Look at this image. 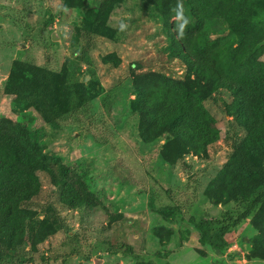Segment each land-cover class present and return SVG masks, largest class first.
I'll return each instance as SVG.
<instances>
[{
    "label": "rangeland",
    "instance_id": "374dc122",
    "mask_svg": "<svg viewBox=\"0 0 264 264\" xmlns=\"http://www.w3.org/2000/svg\"><path fill=\"white\" fill-rule=\"evenodd\" d=\"M81 18L80 10L58 0H0V122L23 127V137L35 144L40 159L55 170L65 168L63 190L38 172L39 194L23 208L20 218L31 230L23 240L31 264H264L250 253L248 240L257 234L251 218L224 235L220 256L200 242V233L187 220H222L240 209L232 202L209 208L205 197L231 143L245 136V129L223 111L230 95L220 92L203 102L219 140L207 158L185 156L187 173L169 161V139L144 142L138 134V116L130 112L134 78L148 73L181 82L192 78L182 60L169 55L173 20L163 22L147 0H126L106 12L103 24L116 40L89 38L92 64H80L78 74L89 101L65 114L58 129L40 121L33 109L12 102L10 90L32 82L30 66L56 71L62 85L67 62L86 44ZM108 92L113 99L106 104ZM195 172L197 194L185 201L180 193ZM72 192L78 196L73 207L62 196ZM151 192L158 205L178 204L182 213L150 209Z\"/></svg>",
    "mask_w": 264,
    "mask_h": 264
},
{
    "label": "trees",
    "instance_id": "16d2710c",
    "mask_svg": "<svg viewBox=\"0 0 264 264\" xmlns=\"http://www.w3.org/2000/svg\"><path fill=\"white\" fill-rule=\"evenodd\" d=\"M58 1L81 11L79 30L86 37V44L67 62L68 71L61 86L56 71L30 66L32 82L9 94L15 105L33 109L38 119L52 129L59 128L65 114L88 103L87 88L78 79L79 65L92 64L91 36L116 40L103 20L107 11L126 0H89L91 6H87L88 0ZM147 2L159 11L163 22L173 20L168 36L169 55L179 57L192 78L181 82L154 73L134 78L135 98L130 112L138 116V134L144 142L169 139V161L180 163L187 173L190 167L185 156L207 158L209 147L219 140L215 119L204 109L203 102L220 92L228 93L231 101L223 103V111L245 129V136L231 143L228 159L209 184L205 197L209 208L232 202L240 209L222 220H196L193 216L187 220L200 233V242L220 256L224 235L251 218L257 234L248 240L250 253L264 260V0ZM111 96L108 92L103 102L108 104ZM22 128L0 122V264L33 262L23 241L31 230L20 217L23 208L39 194L37 173H46L51 184L60 190L66 187L62 177L65 168L55 170L40 159L35 144L23 137ZM197 175H188L187 185L180 193L183 200L196 196ZM62 196L68 206L78 199L74 192ZM155 196L153 192L148 194L150 209L182 213L178 204L158 205ZM38 236L39 240L44 238ZM127 250L132 251L131 247Z\"/></svg>",
    "mask_w": 264,
    "mask_h": 264
},
{
    "label": "water",
    "instance_id": "95a60500",
    "mask_svg": "<svg viewBox=\"0 0 264 264\" xmlns=\"http://www.w3.org/2000/svg\"><path fill=\"white\" fill-rule=\"evenodd\" d=\"M56 38L54 37V35L52 36V40H55Z\"/></svg>",
    "mask_w": 264,
    "mask_h": 264
},
{
    "label": "clouds",
    "instance_id": "9594fccd",
    "mask_svg": "<svg viewBox=\"0 0 264 264\" xmlns=\"http://www.w3.org/2000/svg\"><path fill=\"white\" fill-rule=\"evenodd\" d=\"M182 27V26H181Z\"/></svg>",
    "mask_w": 264,
    "mask_h": 264
}]
</instances>
